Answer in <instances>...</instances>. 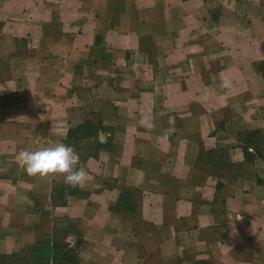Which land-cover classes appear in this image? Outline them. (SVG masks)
Returning <instances> with one entry per match:
<instances>
[{
    "label": "crops",
    "instance_id": "0c3cea01",
    "mask_svg": "<svg viewBox=\"0 0 264 264\" xmlns=\"http://www.w3.org/2000/svg\"><path fill=\"white\" fill-rule=\"evenodd\" d=\"M263 197L261 0H0V264H264Z\"/></svg>",
    "mask_w": 264,
    "mask_h": 264
},
{
    "label": "clouds",
    "instance_id": "9594fccd",
    "mask_svg": "<svg viewBox=\"0 0 264 264\" xmlns=\"http://www.w3.org/2000/svg\"><path fill=\"white\" fill-rule=\"evenodd\" d=\"M15 158L27 176H59L69 187H77L86 176V172L78 167L79 153L74 146L65 143H50L35 149L22 148Z\"/></svg>",
    "mask_w": 264,
    "mask_h": 264
},
{
    "label": "built area",
    "instance_id": "2783aa9c",
    "mask_svg": "<svg viewBox=\"0 0 264 264\" xmlns=\"http://www.w3.org/2000/svg\"><path fill=\"white\" fill-rule=\"evenodd\" d=\"M260 204L264 208V197L261 199Z\"/></svg>",
    "mask_w": 264,
    "mask_h": 264
},
{
    "label": "rangeland",
    "instance_id": "374dc122",
    "mask_svg": "<svg viewBox=\"0 0 264 264\" xmlns=\"http://www.w3.org/2000/svg\"><path fill=\"white\" fill-rule=\"evenodd\" d=\"M261 4H263V7H264V0H261Z\"/></svg>",
    "mask_w": 264,
    "mask_h": 264
}]
</instances>
